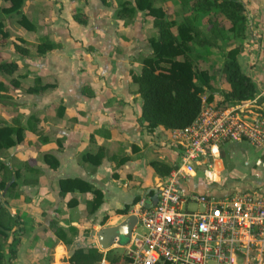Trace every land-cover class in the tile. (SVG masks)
<instances>
[{"label": "crops", "instance_id": "0c3cea01", "mask_svg": "<svg viewBox=\"0 0 264 264\" xmlns=\"http://www.w3.org/2000/svg\"><path fill=\"white\" fill-rule=\"evenodd\" d=\"M120 1L109 0L105 5L100 0H24L22 12L34 23V29L17 25L16 34H10L7 39L10 45L17 35L36 43L47 38L54 44L42 54L32 48L27 55H20L11 48L12 55L2 57L19 63L12 75L19 84H10L0 91V96L11 95L0 98V125L23 127L22 141L0 152V159L11 170H20L14 190L8 192L10 182L6 181L0 194V199L10 207V213L18 214L24 227L11 264H69L68 258L74 249L96 247L99 229L116 225L132 214L143 193L166 176L156 174L150 161L173 164L178 147L170 136L172 129L157 126L147 130L140 119L141 97L137 84L130 75L131 71L139 73L142 54L148 50L143 45L145 33L148 32L147 38L157 35L154 18L140 10L132 16H118ZM129 1L134 4L133 0ZM239 1L245 13V30L240 38H235L233 45L238 41V63L255 82L258 93L250 100L235 104H248L247 110L260 113L258 109L262 111L264 106V0ZM154 4L167 9L170 18L178 23L189 14L182 9L177 16L170 7L178 6L175 0H155ZM180 4L183 8L189 7L184 2ZM75 9L86 14L85 24L74 19ZM219 15L218 26L223 21L228 28L229 21L223 14ZM226 32L233 41V33ZM204 54L192 53L200 68L211 76L212 95L207 93V97H211L207 98L201 94L202 108L219 109L228 84L225 81V85L218 88L212 81V71L213 61L221 63L218 68L222 71L223 57L211 53L212 57L208 55L205 59ZM43 85L49 86L40 88ZM33 86L37 90L27 92V88ZM99 149L104 153L99 164L84 159L85 155L95 154ZM45 153L57 159L56 168L46 164ZM124 157L125 161L118 165ZM3 175L0 171V180L8 177L5 174L3 178ZM62 178L82 179L103 192L102 204L94 213L87 212L97 224L83 225L73 215L79 206L86 209L85 203L92 194L79 191L62 194L59 187ZM189 178L181 182L185 190H189L185 183ZM116 187L137 188L125 214L115 213V210L126 203L115 206L110 201L111 197H117ZM241 190L264 196L262 188L237 191ZM70 199H75L77 204L68 206ZM112 218L116 222L111 223ZM71 226L77 230L71 243L65 244L55 235V229L67 230ZM66 232L69 238L70 232Z\"/></svg>", "mask_w": 264, "mask_h": 264}, {"label": "trees", "instance_id": "16d2710c", "mask_svg": "<svg viewBox=\"0 0 264 264\" xmlns=\"http://www.w3.org/2000/svg\"><path fill=\"white\" fill-rule=\"evenodd\" d=\"M3 1L4 6L0 8L2 13L7 15L17 14L19 16L17 22L23 28L27 30L34 29V23L22 12L24 0ZM100 1L105 5L109 4V0ZM133 1L134 4L129 0H121L118 5L117 15L132 16L136 10L144 11L146 15L154 18L153 25L157 29V35L148 39L151 53L143 57L139 73L130 72L131 79L137 84V90L141 97L140 119L146 124V128L149 131L157 126H162L168 130L185 128L191 125L199 115L202 107L201 93L210 88L211 79L207 70L199 68L196 58L190 53V42L196 38L200 47H203V44L214 47L215 41L213 38L207 39L203 35H199L194 25L187 19L183 18L178 23L173 18H170L171 13L162 6H156L154 4L155 0ZM175 1L190 4L192 15L198 12V10L194 9L196 8L194 7L195 5L206 12H212L215 9L217 14H223L229 21L230 25L226 31L232 32L234 38H240L244 33L245 13L239 0ZM186 16L188 15H184V17ZM73 17L79 23H86V14L81 9H75ZM1 20L0 18V35L2 41H4L11 33L5 30ZM217 42L220 43L218 40ZM29 45L37 53L41 54L54 47V44L47 38H42L39 43H30L18 35L11 43L12 49L20 55L29 53ZM200 51L199 49L198 53ZM238 52L239 43L228 49L223 56L221 72L228 84V89L222 93V99L219 102V104H222L221 108L250 100L258 93L255 82L242 71L238 63ZM18 66L19 63L16 60L2 58L0 52V91L6 90L10 84L18 86L19 81L12 77ZM48 86L43 85L40 88L44 89ZM36 90V86L27 88V92H35ZM262 113L264 114V106ZM22 139V126L0 125V152L18 144ZM103 156V150L99 149L95 154L89 153L85 155L84 159L93 164H99ZM43 158L50 168L54 169L57 167L58 161L53 155L45 153ZM124 161L125 157L121 158L118 161V165ZM149 165L160 176L167 175L172 169L171 165L159 160H152ZM0 171H3V174L8 176L6 179L0 180V189H3L6 181H9L8 192L11 193L17 185L16 180L19 177L20 170H11L0 159ZM59 187L62 194L73 191L90 192L92 197L85 203L89 214L94 213L103 202V192L82 179L62 178L59 180ZM136 199L134 197L133 201L135 202ZM76 204L77 201L75 199L68 201V206L70 207ZM6 205L8 206L7 202L0 199V264L4 262L6 251L11 261L24 234V227L19 215H12ZM129 207L130 204H125L123 208L116 209L115 213L125 214ZM105 219L106 216L102 220ZM67 230L70 232L69 238L67 237ZM67 230L61 227L55 229V235L65 244L71 243L72 236L77 229L71 226ZM3 242L8 243L7 250L2 244ZM101 255L95 246L78 247L72 251L68 262L69 264H96L100 260ZM115 257L117 258V255Z\"/></svg>", "mask_w": 264, "mask_h": 264}, {"label": "built area", "instance_id": "2783aa9c", "mask_svg": "<svg viewBox=\"0 0 264 264\" xmlns=\"http://www.w3.org/2000/svg\"><path fill=\"white\" fill-rule=\"evenodd\" d=\"M247 109L248 104L201 107L191 125L172 129L178 147L172 169L135 203L129 237H116L98 250L96 264H264L263 195L241 190L213 197L181 186L206 164L203 159H217L221 147L234 140L246 139L262 150L255 164L264 167V115Z\"/></svg>", "mask_w": 264, "mask_h": 264}, {"label": "rangeland", "instance_id": "374dc122", "mask_svg": "<svg viewBox=\"0 0 264 264\" xmlns=\"http://www.w3.org/2000/svg\"><path fill=\"white\" fill-rule=\"evenodd\" d=\"M3 2H4L3 0H0V8L4 6ZM177 3H178L177 7L170 6L173 12L176 13L177 16H180L182 9L187 12L189 11V14H187L188 16H186L187 18L186 17L184 18L194 25L199 35L201 36L203 35L207 39L213 38V40L215 41L214 47L208 46L207 44H203V47H200L197 44L198 43L197 39L194 38V40L190 42V53H198L199 49H202L201 50L202 52L199 53H205L204 54V56L206 57L205 59L208 58V55L211 58L212 57L211 53H215L214 55H218V57L220 58L224 56V54L227 52L228 49L234 47L233 42L235 41V38H233L232 41V37H229L228 34H226L227 25H225L223 21H221L223 24L221 23V26H218L220 22H218L216 19L218 18L219 14H217L215 9L212 10V12H206L205 10L200 9L199 6L195 5L194 7L196 8L194 9L198 10V12L197 14L192 15L190 4L189 7L183 8L180 4V1H177ZM18 17L19 16L17 14L12 13L7 15L2 13V11L0 10V18L2 19L1 21L2 22L4 21L3 26L5 27V30H7L11 34L13 33L16 34L17 31H15L16 29L15 27L17 25L19 27H22L17 22ZM219 17L221 16L219 15ZM142 21L145 22V18H142ZM147 34L148 32H146L144 35L145 43H143V45L145 48L147 47L148 50H146V52H143L146 54H142L141 60L143 59V57L151 53V49L148 43L149 37L147 38L148 36ZM216 38L218 41H220V43L217 42ZM7 39L8 38L2 41L0 35V52L2 53V57L5 54L6 56H9L10 54L12 55V51L10 50L12 47L10 45V41L9 40L7 41ZM29 42L36 43L32 41ZM235 44L238 45V41L235 42ZM28 48L29 51L33 50L30 45ZM216 57L217 56H215L214 58ZM213 63H214L213 65L214 70L212 71L213 73L212 81L216 82L214 84H216L218 88L220 87L222 88L226 82L223 77V74L220 72V69L218 68V66H220L221 63L220 62L216 63V61H213ZM212 88H213V84H212ZM218 88L216 90H218ZM207 93L210 94L212 92L210 89H206L201 94L202 96L207 97L206 95ZM5 94H1L0 98L3 99L6 96L8 97L11 96L9 95V93L7 95ZM258 110L260 111V113L262 112L260 108ZM262 152H263L262 150L255 148L246 139L230 141L221 147L220 156L217 159L215 160L203 159V162L206 164H203L201 168H197L195 173H193L190 176V178L185 182L186 184H188L186 188H188L190 191L194 193L206 194V195L226 194L231 191H237L238 189L262 188L264 190V167L255 164V161L257 160V158L261 156ZM207 163H209L211 167H208ZM205 171H210V175L212 176V178H215L217 180H211L210 177L209 178L205 177ZM181 184L182 186L185 185L183 183ZM116 191H117V197L116 196H114L113 198L111 197L110 201L115 206H122L124 205V203L128 204V202L132 200L133 196L137 193V188L116 187ZM2 193L3 191H1L0 189V194ZM193 207H194V203L190 202L189 208H193ZM74 211L75 213L73 215L78 217L79 218L78 221H80V223H82L83 225L90 226L91 222L97 224L95 220L89 218L90 215H88L84 207L79 206ZM111 221L116 222V219L112 218L110 219V222ZM136 231H142V227L138 226L136 228ZM122 241H124V239H122ZM2 244L7 250L8 243L6 244V242H3ZM96 244H97L96 246L97 249L99 247L102 248L98 242ZM7 255L8 254L6 251L3 264H11V261L7 257Z\"/></svg>", "mask_w": 264, "mask_h": 264}, {"label": "water", "instance_id": "95a60500", "mask_svg": "<svg viewBox=\"0 0 264 264\" xmlns=\"http://www.w3.org/2000/svg\"><path fill=\"white\" fill-rule=\"evenodd\" d=\"M149 192V191H147ZM157 200V193L154 192L152 195V203H155ZM146 207L149 206L147 203ZM9 212H11L10 207L6 205ZM136 216L134 214L127 215L122 221L117 223L116 225H108L102 227L97 232V240L99 245L102 248H107L113 241L114 238L119 237L122 241H124L129 237L133 226L136 223Z\"/></svg>", "mask_w": 264, "mask_h": 264}]
</instances>
